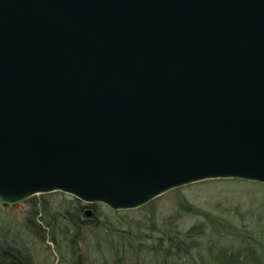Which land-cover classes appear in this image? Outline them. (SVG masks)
Here are the masks:
<instances>
[{"label":"water","instance_id":"95a60500","mask_svg":"<svg viewBox=\"0 0 264 264\" xmlns=\"http://www.w3.org/2000/svg\"><path fill=\"white\" fill-rule=\"evenodd\" d=\"M211 179L264 184V0H0L4 206Z\"/></svg>","mask_w":264,"mask_h":264},{"label":"trees","instance_id":"16d2710c","mask_svg":"<svg viewBox=\"0 0 264 264\" xmlns=\"http://www.w3.org/2000/svg\"><path fill=\"white\" fill-rule=\"evenodd\" d=\"M35 197L28 201L32 202ZM41 203L42 212L47 215L48 200L43 199ZM87 208L92 209L91 216H87ZM180 211L196 213L197 209L192 203L182 200L176 212L162 224L153 219L148 227L152 232L151 241L137 230V222L127 220L124 216H121L120 226L116 223L118 221H111L108 217L101 220L99 204L85 205L78 202L72 211L59 216L57 212L51 213L49 216L54 222L47 221L46 226L35 220L34 215L38 214L35 205L27 217L26 226L44 240L47 229L58 231L64 220L65 228L74 233L65 235V240L62 239L60 243L56 240V244L60 252L63 245L66 247L67 253L62 254L69 264H264L263 215L252 210L236 213L235 216L204 212L205 221L184 227L179 222L182 218ZM111 212L117 216L120 214L118 210ZM82 215L89 217L88 222L82 219ZM80 233H84L81 251L76 240ZM103 233L110 235L105 252L96 247V244H101L98 238ZM91 234L97 238L93 240ZM96 251H101L104 257L97 259L94 254ZM0 264H32V260L30 257L19 258L9 250H1Z\"/></svg>","mask_w":264,"mask_h":264},{"label":"rangeland","instance_id":"374dc122","mask_svg":"<svg viewBox=\"0 0 264 264\" xmlns=\"http://www.w3.org/2000/svg\"><path fill=\"white\" fill-rule=\"evenodd\" d=\"M43 199L48 200L49 212L47 215L42 212L41 201ZM182 200L192 203L197 209L196 213L180 211L182 218L179 222L184 227L205 221L204 212H213L221 216H235L236 213L243 214L252 210L256 214L264 216V184L236 179H211L176 188L142 207L118 210L120 212L118 216L113 215L112 209L108 206L99 204L102 213L100 218L104 220L105 217H108L111 221H118L116 223L119 225L121 216H124L127 220L137 222V230L141 232L144 238L151 241L153 239L152 232L148 227L152 220L156 219L163 223L167 217L176 212L179 202ZM78 202L85 204L74 196L61 191L39 194L32 202L27 199L15 206H4L0 201V251L9 250L19 258L30 257L32 264H69L64 260L62 254L66 247L63 245L60 252L56 244V240L57 243H60L62 239L65 240V235L74 233L65 228V221L62 220V225L58 231L52 228L47 229L44 240L39 239L27 228L26 221L35 205H37L38 214L31 215H34L38 223L41 222L43 226H46L47 221L54 222V219L49 216L51 213L57 212L59 216L69 210L72 211L73 206ZM85 216L82 215V219L88 222L89 217ZM123 225L126 224L121 226ZM91 235L94 236L93 240L97 238L96 235ZM82 236L84 233L76 236L80 251L82 249ZM109 237V233H103L102 237L98 238L101 244H96V247L102 248L105 252L109 244ZM94 254L97 259L104 257L101 251H96Z\"/></svg>","mask_w":264,"mask_h":264}]
</instances>
